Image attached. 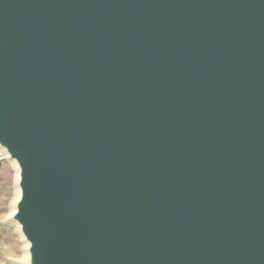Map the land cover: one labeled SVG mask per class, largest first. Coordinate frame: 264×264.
I'll return each mask as SVG.
<instances>
[{
  "label": "water",
  "instance_id": "1",
  "mask_svg": "<svg viewBox=\"0 0 264 264\" xmlns=\"http://www.w3.org/2000/svg\"><path fill=\"white\" fill-rule=\"evenodd\" d=\"M0 127L41 264H264V0H0Z\"/></svg>",
  "mask_w": 264,
  "mask_h": 264
},
{
  "label": "rangeland",
  "instance_id": "2",
  "mask_svg": "<svg viewBox=\"0 0 264 264\" xmlns=\"http://www.w3.org/2000/svg\"><path fill=\"white\" fill-rule=\"evenodd\" d=\"M24 168L10 136L0 127V264H41L22 212Z\"/></svg>",
  "mask_w": 264,
  "mask_h": 264
},
{
  "label": "bare ground",
  "instance_id": "3",
  "mask_svg": "<svg viewBox=\"0 0 264 264\" xmlns=\"http://www.w3.org/2000/svg\"><path fill=\"white\" fill-rule=\"evenodd\" d=\"M16 159L18 160V162H20L18 158H16ZM20 163H21V162H20ZM20 178H21V179H24V176H23L22 172H20ZM20 211H21L20 209L17 210V212H20Z\"/></svg>",
  "mask_w": 264,
  "mask_h": 264
}]
</instances>
